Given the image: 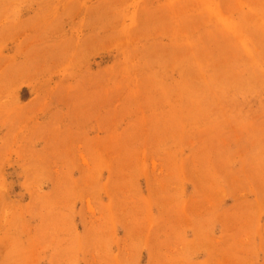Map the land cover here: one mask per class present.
<instances>
[{
  "label": "rangeland",
  "instance_id": "1",
  "mask_svg": "<svg viewBox=\"0 0 264 264\" xmlns=\"http://www.w3.org/2000/svg\"><path fill=\"white\" fill-rule=\"evenodd\" d=\"M0 264H264V0H0Z\"/></svg>",
  "mask_w": 264,
  "mask_h": 264
}]
</instances>
